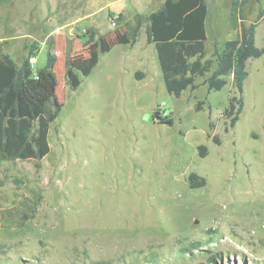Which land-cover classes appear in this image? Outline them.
I'll list each match as a JSON object with an SVG mask.
<instances>
[{
  "label": "rangeland",
  "instance_id": "rangeland-1",
  "mask_svg": "<svg viewBox=\"0 0 264 264\" xmlns=\"http://www.w3.org/2000/svg\"><path fill=\"white\" fill-rule=\"evenodd\" d=\"M206 1L214 61L215 45L237 37L238 14L249 24L264 0ZM120 6L130 10L127 0L0 2V54L20 62L32 49L35 71L54 53L62 103L44 157L0 162V264H264V53L247 61L231 127L232 77L217 91L197 77L169 94L144 23L133 45L116 43ZM190 173L204 184L191 187Z\"/></svg>",
  "mask_w": 264,
  "mask_h": 264
},
{
  "label": "trees",
  "instance_id": "trees-1",
  "mask_svg": "<svg viewBox=\"0 0 264 264\" xmlns=\"http://www.w3.org/2000/svg\"><path fill=\"white\" fill-rule=\"evenodd\" d=\"M246 2L248 0L233 1L239 6ZM207 13L206 0H164L147 15L136 14L133 23L124 22L125 29L116 34L115 41L133 45L144 23L146 43L155 45L165 88L174 96H179L185 89L194 88L197 77H204L209 91H217L226 84V77L231 76L232 84L240 95L231 96L224 109V115L232 127L243 107L241 94L248 76L247 61L264 53V45L259 47L255 44V29L263 18L264 8L260 6L254 19L247 25L243 23L244 15L238 14L237 37L224 41L220 50L215 45L214 61L205 57ZM230 16H235L233 10ZM116 18L121 21L122 15L118 14ZM84 37L85 44L94 41L93 33H86ZM99 41L106 44V51L109 50L110 42L102 38ZM33 54L32 49H29L27 56L20 62L7 52L0 54V162L39 160L50 149V124L62 107L56 96V55L47 50L44 66L34 71L30 63ZM90 70H85L84 74ZM68 74L75 84L73 70L68 69ZM135 75L140 77L141 73L136 72ZM160 120L171 123L170 119L160 117ZM204 150V145L198 146L200 156L204 155ZM188 182L191 187H197L204 184V179L190 173Z\"/></svg>",
  "mask_w": 264,
  "mask_h": 264
},
{
  "label": "crops",
  "instance_id": "crops-1",
  "mask_svg": "<svg viewBox=\"0 0 264 264\" xmlns=\"http://www.w3.org/2000/svg\"><path fill=\"white\" fill-rule=\"evenodd\" d=\"M116 1L122 2V0H116ZM127 1L129 2L130 10H126L124 6H120L114 13L116 14V16L118 14H121L122 17L126 19V21H129L136 14H140L144 16L150 13L151 11L157 9L163 3L164 0H157V1L156 0H127ZM207 6H208V13H207V18H206V31H207L208 17L210 13V5L208 3H207ZM137 70H140V69L137 68L136 70H134L135 73L140 72Z\"/></svg>",
  "mask_w": 264,
  "mask_h": 264
},
{
  "label": "water",
  "instance_id": "water-1",
  "mask_svg": "<svg viewBox=\"0 0 264 264\" xmlns=\"http://www.w3.org/2000/svg\"><path fill=\"white\" fill-rule=\"evenodd\" d=\"M152 117L154 120L159 119V111L158 110L154 111Z\"/></svg>",
  "mask_w": 264,
  "mask_h": 264
},
{
  "label": "built area",
  "instance_id": "built-area-1",
  "mask_svg": "<svg viewBox=\"0 0 264 264\" xmlns=\"http://www.w3.org/2000/svg\"><path fill=\"white\" fill-rule=\"evenodd\" d=\"M114 19H115V17H113ZM112 25H115V23H114V20H112ZM34 59V57H30V60H33Z\"/></svg>",
  "mask_w": 264,
  "mask_h": 264
},
{
  "label": "flooded vegetation",
  "instance_id": "flooded-vegetation-1",
  "mask_svg": "<svg viewBox=\"0 0 264 264\" xmlns=\"http://www.w3.org/2000/svg\"><path fill=\"white\" fill-rule=\"evenodd\" d=\"M161 116L159 115V118H160Z\"/></svg>",
  "mask_w": 264,
  "mask_h": 264
}]
</instances>
